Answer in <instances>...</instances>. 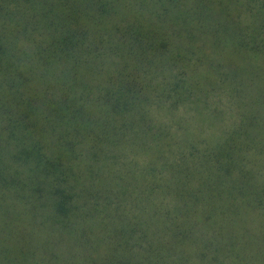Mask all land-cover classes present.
Here are the masks:
<instances>
[{"label":"trees","instance_id":"1","mask_svg":"<svg viewBox=\"0 0 264 264\" xmlns=\"http://www.w3.org/2000/svg\"><path fill=\"white\" fill-rule=\"evenodd\" d=\"M0 264H264V0H0Z\"/></svg>","mask_w":264,"mask_h":264},{"label":"rangeland","instance_id":"2","mask_svg":"<svg viewBox=\"0 0 264 264\" xmlns=\"http://www.w3.org/2000/svg\"><path fill=\"white\" fill-rule=\"evenodd\" d=\"M222 108H224V107H222ZM207 131H209V130H207ZM195 262H197V261L195 260Z\"/></svg>","mask_w":264,"mask_h":264}]
</instances>
